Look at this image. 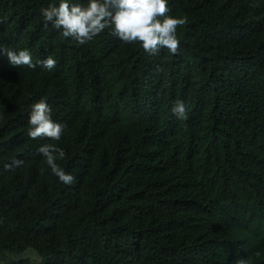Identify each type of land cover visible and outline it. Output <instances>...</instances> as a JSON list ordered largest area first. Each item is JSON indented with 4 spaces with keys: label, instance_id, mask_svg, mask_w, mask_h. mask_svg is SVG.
Returning <instances> with one entry per match:
<instances>
[{
    "label": "trees",
    "instance_id": "obj_1",
    "mask_svg": "<svg viewBox=\"0 0 264 264\" xmlns=\"http://www.w3.org/2000/svg\"><path fill=\"white\" fill-rule=\"evenodd\" d=\"M49 3L0 0V47L57 61L48 72L0 55V260L264 264V0H169L187 21L177 55L107 29L79 45L44 25ZM41 98L65 125L53 143L71 185L39 155L47 138L27 137Z\"/></svg>",
    "mask_w": 264,
    "mask_h": 264
},
{
    "label": "clouds",
    "instance_id": "obj_2",
    "mask_svg": "<svg viewBox=\"0 0 264 264\" xmlns=\"http://www.w3.org/2000/svg\"><path fill=\"white\" fill-rule=\"evenodd\" d=\"M168 4L169 0H85L84 3L59 0L58 4L42 6L40 15L45 26L51 25L63 38H70L79 45L92 42L107 29L123 44L139 45L147 55H156L162 49L177 55L180 47L177 29L187 21L168 15L171 12ZM0 55L6 56L8 64L14 68L34 69L39 66L51 72L57 66L52 56L34 62L28 49L0 47ZM30 109L27 137L30 140L47 138L48 142L38 148L44 164L59 183L73 184L75 176L58 163L66 158V152L53 143L61 140L65 125L53 120L51 108L44 98L33 103ZM170 111L177 120L188 118L183 101L176 102ZM22 163L17 159L6 167L12 169ZM238 264H246V261L240 260Z\"/></svg>",
    "mask_w": 264,
    "mask_h": 264
},
{
    "label": "rangeland",
    "instance_id": "obj_3",
    "mask_svg": "<svg viewBox=\"0 0 264 264\" xmlns=\"http://www.w3.org/2000/svg\"><path fill=\"white\" fill-rule=\"evenodd\" d=\"M8 256L4 257L2 260H0V264H12L17 263L21 260H30L31 262H39L38 257L36 256L34 251H27L25 254L13 256L10 254H7ZM34 257V259H32Z\"/></svg>",
    "mask_w": 264,
    "mask_h": 264
}]
</instances>
